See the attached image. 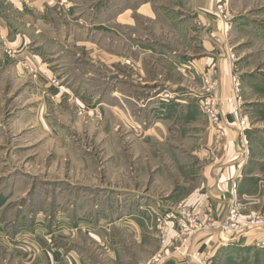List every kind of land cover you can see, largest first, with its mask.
I'll return each instance as SVG.
<instances>
[{"label":"rangeland","instance_id":"rangeland-1","mask_svg":"<svg viewBox=\"0 0 264 264\" xmlns=\"http://www.w3.org/2000/svg\"><path fill=\"white\" fill-rule=\"evenodd\" d=\"M106 1L68 0L70 9L62 11L61 8L55 16H49L45 20L35 16L23 17L19 13L15 16L22 23L33 26L34 33L29 32V35L35 39L31 52L51 72V74L47 72L52 75L48 82L39 81V73L42 69L30 65L25 67L28 74L16 80L12 70L14 58L7 56V48L0 47L3 58L6 56L10 60V63L4 67L0 65V232L4 236V240H0V264H25L21 260V253H24L23 250L27 246L30 250L33 249L35 256L29 264H49L45 262L40 252L41 248L43 250L49 248L57 255H67L72 261L74 259L77 261V251L81 250L84 252L86 264H137V262L165 264L178 249L183 250L181 247L183 238L178 236L173 226L175 236L173 243L176 242L178 245H169L172 238L167 234L166 228L171 224L166 225L162 234L159 231L160 225L156 223V216H164L170 209L189 207L186 200L170 198V193H173L172 190L175 188L171 181L181 182L182 193L185 194L189 181L184 177V170L187 171L186 167L190 165V160L188 158L186 161V156L199 146L180 143L176 145L174 140H171V145H159L153 142L151 135H144L146 131L143 128L133 130L136 135L134 138L132 133L129 134L120 128L118 132L121 136L119 137L121 144L115 148L109 143L111 132L104 124L108 112L107 104H111L112 101L116 103V98L111 96L112 90H115V93L119 90L118 92L129 94L132 98L130 101L133 103L139 101L146 110L152 111V107L156 106L154 103L159 104V102L158 99L149 96L159 94L162 88L166 89V85L169 91L170 87H174L182 91L184 96L173 98L172 92L167 90L169 94L165 95L169 96V100L167 104H162L161 109H165L168 105L181 106L175 104V100L190 99L194 108L198 105L199 116H202L204 121L216 131L202 108V101L204 98H210L215 113H217L215 106L217 101L232 107L234 111L233 104L228 103L227 100L233 95L232 78L235 77L239 83L238 90L248 130L254 124L258 127L259 124L264 123V112H260L256 116L258 118L247 113L245 106L247 92L242 87L241 69L237 66L240 58L248 55L245 50L258 49V45L256 41L242 38L240 34H230L228 28L229 22L235 16L256 19L264 25V0H247L245 3H238L242 2L241 0L214 1L213 13L218 30L227 43L225 58L228 59L230 69L229 95L224 98L218 96L219 82L216 77L218 72L216 67L204 73L203 77L206 74L212 75L208 82H205L202 76L192 82L194 79L176 75L168 71L165 66L158 65L159 60L155 59L154 53L162 45H169L180 53L192 51V44L188 46L185 43L186 39H190L187 38L188 32H185V28L178 29L174 26L172 34H166L168 27L159 17V12H156L157 17L154 20L133 14L131 28L122 27L117 23L113 25L106 23L105 16H100L103 15L101 11L106 9ZM151 2L156 3V0ZM137 5L135 4L136 7ZM225 23L226 27H224ZM107 27H113L117 33L111 32ZM45 35L53 43H44ZM124 36L140 41L142 48L135 49L125 45ZM241 43H246L250 47L244 49ZM48 45L51 48H48ZM150 50L152 54L148 53ZM139 61L140 65H137ZM28 68L35 71V76L28 71ZM245 69L244 75H247L252 68L246 66ZM42 74L44 75L43 71ZM121 75L125 76L126 80L129 79V82L122 85ZM46 86L66 91L71 97L60 104L45 92ZM186 93H193L194 96L187 97ZM197 93L202 95L198 97ZM257 96L252 97V100L261 101ZM179 109H176L174 116H171L173 119L180 118L170 126L173 130L172 137L179 136H176L177 131L174 130L176 124L182 128L186 120V115ZM170 115L172 114H169V118ZM152 120L153 118H149L148 114L145 115V128L150 129L148 124ZM257 120L261 123H257ZM237 127L238 124L234 121L232 128L236 133ZM248 130L244 132L243 142L237 135L244 157L249 153ZM137 136L142 137L140 138L142 140L144 136L147 139L145 142L137 141ZM113 149L125 160L123 166L126 170L123 174L117 171L114 175L116 181L125 182L118 185L123 184L124 188L139 189L149 193L168 209L155 211V215L152 212L151 217V210L139 212L142 215L144 213V220L149 227L148 229L146 226L143 227L139 238L136 232L127 233L120 227H114L108 232L113 242L105 244L100 240L104 238L105 226H97L96 231L93 232L100 241L90 240L83 235L77 236V216H81L84 221L87 216L89 217L90 211H77L76 186L83 174L94 177L99 188L110 187L112 181H115L109 172L113 165L112 155L115 154ZM89 158V164H84V161L88 163ZM122 163H117L116 167ZM196 163L193 162L195 168ZM159 170L162 171V176ZM89 180L94 179L86 178V181ZM86 181L83 180L84 183ZM256 194L240 197L236 195L242 204L240 214L237 215L240 234L264 230V227L247 230L244 226L252 217L258 215L264 218L263 212L245 220L241 219V212L245 206H260L264 203V177L259 182V190ZM188 209L197 215L195 209L191 207ZM197 217L200 220L198 215ZM223 218L224 216L219 220ZM206 231L201 229L197 234ZM210 231L213 229L208 230ZM20 233L22 236L26 234L33 236V241L27 243L22 238L17 239L16 235ZM85 233L90 234L88 230ZM50 237L52 239L48 240ZM187 244L188 242L183 243L184 246ZM108 254L113 256L109 257ZM254 262L264 264V256L254 259ZM55 264H60L58 259Z\"/></svg>","mask_w":264,"mask_h":264},{"label":"crops","instance_id":"crops-1","mask_svg":"<svg viewBox=\"0 0 264 264\" xmlns=\"http://www.w3.org/2000/svg\"><path fill=\"white\" fill-rule=\"evenodd\" d=\"M67 1L0 0V47L7 48V56L14 58V67H12V70L16 80L18 78L22 79L23 75L28 74L25 67L29 65L42 69L44 75L42 71L39 73V81L48 82L52 78V75H49L51 72L31 52L34 48L32 45L35 39L32 35H29V32L34 33V30L32 31L33 26L31 27L29 24L22 23L15 16H18L19 13L23 17L35 16L38 19L45 20L49 16H55L61 8L62 11L70 9V4ZM124 1H106V9L103 10L104 12L101 11L103 15H100L105 16L106 23L112 25L117 23L122 27L131 28L130 22L133 14L154 20L157 17L156 12H159V17L165 21L166 27L170 31L168 32L166 30V34H172L171 31L174 26H177L178 29L185 28V32H188L186 34L187 38H190L189 40L186 39L185 43L188 46L192 44V51L187 49L191 52L180 53L169 45H162L154 53L155 59L157 61L159 60L158 65L165 66L168 71L176 75L180 74L190 80L194 79L192 82L196 79L199 80L212 67H216L218 70L216 77L219 82L218 96L220 95L219 98H224L229 95L230 69L228 59L225 58L227 43L220 34L217 22L215 21L213 13L215 0H156V3H152V0H149L150 3L147 0ZM234 1L237 0H231V2ZM241 1L238 3H245L247 0ZM135 4H138L137 7ZM239 18L240 16L232 17V20L229 22L228 28L230 34H240L242 38L246 37L250 41H256V45H258V49L250 50L247 49L250 46L246 43H241L243 45H240L244 49H247L245 51L248 55L245 58L241 57L237 64L241 69L240 79L242 87L247 92L246 97L244 96L246 110L248 114L255 118L260 112H264V25L256 19H248L247 17ZM132 23L134 24L133 21ZM108 29L113 33H117L113 27ZM38 31H35V33H38ZM123 38L125 45L135 49L142 48L140 47V45L142 46L140 41H135L129 36H124ZM44 43L51 44L53 42L45 35ZM47 47L51 48L49 45ZM148 53L152 54L151 50ZM139 60L141 59L139 58ZM9 63L10 60L6 56L3 58L2 53H0L1 67ZM137 65H140V61ZM246 66H251L252 69L249 74L244 75L246 74ZM255 69H257L256 73L254 71ZM242 75L244 76L242 77ZM121 78L123 80L122 85L129 82V79L126 80L125 76L121 75ZM133 80L136 79L133 78ZM137 81L139 80L137 79ZM167 87L168 85H166V89L162 88L159 94L149 96L158 99L159 102V104L157 102L154 103L157 107H152V111L146 110L145 106L140 104L141 102L139 101L134 103L130 101L131 97L129 94L118 92L119 90L115 93V90H112L111 96L112 98H116V103L112 101L111 104H107L108 112H106L105 123L103 122L106 129L111 132V135H109V143L115 148L121 144L119 142V137L121 136L118 132L120 128L129 134L132 133L133 138L136 136L133 130L143 128L146 131L144 135H151L153 142L159 145H171V140H174L176 145L178 143L181 145L197 144L199 146L198 149L193 150L190 155L186 156V161L188 158L190 160V165H187L189 167H186L187 171L184 170V177L189 181L187 183L188 189L183 194L181 182L171 181V183H174L175 188L172 190L173 193H170V198L186 200L188 202L187 205L195 209L200 219L211 216L219 220L224 216L227 205L234 196L233 189L235 193L238 191L236 193L238 197L241 195H257L256 192L259 190V182L264 177V123L257 120V123L261 124L258 127L254 124L249 128L247 132L249 153L247 157H244L241 152L237 133L232 128V123L235 121L232 107L221 104L220 101L215 103L217 114L225 126L224 134L220 136L207 124V121H204L202 116H199L198 105L197 108H194L193 101L191 102L190 99L175 100V104H180L181 106L174 105V107L168 105L165 109H161L162 104H167L169 100V96L165 95L168 93L167 90L169 91ZM45 88V92L60 104L65 99L69 100L71 97L67 95L68 93L66 91L59 88L47 86ZM170 88L173 98L174 96L178 98L184 96L181 93L182 91L180 92L174 87ZM190 92L192 91L190 90ZM197 94L199 95L198 97L202 95L200 93ZM256 95H258L257 97L261 101L257 102L252 100V97H256ZM185 96L192 97L194 95L193 93H186ZM195 103L197 104V102ZM176 109H179L181 113L186 115V120L183 122L182 128L176 124L174 130L177 131L176 136H179L172 137L173 134L171 132L173 130H171L170 126L173 125L175 120L180 119L171 118V116H174L173 114H175L174 111ZM147 114L149 118H153L150 124H148L150 129L145 128V115ZM169 114H172L170 118ZM135 115H137V118ZM200 119L201 122H199ZM119 122L120 125H118ZM145 136L143 140L140 139L142 137L137 136L136 140L145 142L147 139ZM113 150L115 154L112 155L114 158L112 159L113 165L109 172L110 176L114 177L117 171L123 174V171L126 169L123 166L125 164L124 158L116 153L115 149ZM194 161L197 162L196 168L193 165ZM87 162L84 161V164H89L90 158ZM119 162L123 163L116 167V164ZM162 174L161 171L160 175L162 176ZM86 178H93L94 180L86 181ZM92 178L82 174L81 179L77 181V211H90L89 217L87 216L84 221L81 219V216H77V236L83 235L84 237L90 238V240H102L107 244L113 242L111 240L112 236L108 235L110 229L120 227L123 232H136L139 238L143 227L146 226V229L149 228L147 222L144 220V213L142 215L139 212L151 210V217L153 215L152 212L168 209L166 205H163V203L149 193L139 189L124 188L122 187L123 184L118 185V183L125 182L116 181L115 177V181L111 183V188L108 187L105 189L99 188L96 179L94 177ZM94 183L95 185H93ZM262 204L260 206H245L241 212V219L245 220L259 212L264 213V210H262L264 209V203ZM97 226H105L104 230L107 232L103 231L104 238L102 237L100 240L93 234ZM86 230L89 231V235L85 233ZM166 231L170 238H172L169 245L173 244L177 246L178 244L176 242L173 243L175 236L172 225H167ZM16 237L19 240L22 238L27 243L34 239L33 236L27 234L22 236L21 233L16 235ZM51 239L50 237L48 240ZM0 240H4L1 232ZM262 246H264V230L250 231L235 236L221 235L219 231L213 230L208 233L204 232L193 236L188 245L184 246L182 244L181 247H183V250L178 249L165 264H203L200 258L196 257V253L198 252L201 253V256H206L209 259L204 264H256L254 259L264 256V250H262L264 247ZM23 251L24 253H21V260L25 264H29L35 258L33 249L30 250V247L27 246ZM40 252L44 256L45 262L47 261L49 264H55L56 259L59 260L60 264H86L84 261V252L81 250L77 251V261H75L76 259L72 261L69 259V256L64 254L63 256L62 254L57 255L49 248L45 250L41 248ZM108 255L109 257L113 256ZM137 264L140 263L137 262Z\"/></svg>","mask_w":264,"mask_h":264},{"label":"built area","instance_id":"built-area-1","mask_svg":"<svg viewBox=\"0 0 264 264\" xmlns=\"http://www.w3.org/2000/svg\"><path fill=\"white\" fill-rule=\"evenodd\" d=\"M224 27H226V23ZM28 71L35 76L36 73L32 68H28ZM211 77V74H206L203 79L205 82H208L211 80ZM232 83L234 88L233 95L231 99L227 100V102L233 104L234 117L236 123L238 124L237 135L239 140L243 142L245 137L244 132L248 130V127L246 124V119L243 115L242 99L240 96V91L238 90L239 83L236 81L235 77L232 78ZM209 99L210 98H204L202 101V108L209 117L210 122L216 129L217 133L220 136H223L225 126L218 117V114L213 110ZM244 149L246 150V148ZM233 195V198L227 205L224 218L222 220H217L211 216H207L204 220H199L197 215L188 209L189 207L181 206L177 210L170 209L164 216L158 215L156 217V223L160 225L159 231L164 234L166 225L170 223L175 228L178 236L183 238L182 244L187 242L189 243L192 237L197 235V232L201 229L207 230L206 232H208L210 229L217 230L221 235L235 236V234H240L237 227L239 224L237 215L239 216L240 214L239 210L242 208V204L237 199L234 189ZM244 226L247 230H252L257 227L262 228L264 227V218L257 215L249 219ZM197 257L200 258L203 264L208 260L206 256H201L200 253L197 254Z\"/></svg>","mask_w":264,"mask_h":264}]
</instances>
